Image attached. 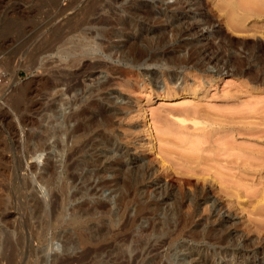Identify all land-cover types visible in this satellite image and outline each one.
<instances>
[{
    "label": "rangeland",
    "instance_id": "374dc122",
    "mask_svg": "<svg viewBox=\"0 0 264 264\" xmlns=\"http://www.w3.org/2000/svg\"><path fill=\"white\" fill-rule=\"evenodd\" d=\"M176 1L0 0V264H264V5L257 13L235 0L243 16L236 23L227 0ZM185 20L210 41L219 31L209 50L221 51L217 63L201 66L192 54L200 47L178 38ZM57 71L78 72L73 92L63 83L47 91L45 77ZM99 85L112 97L107 104L116 114L106 132L119 147L103 158L104 178L90 148L74 156L75 172L107 181L95 198L98 212L82 215L83 231L67 223L72 207L87 209L86 197L65 200L73 190L67 182L70 189L53 203L40 178L53 164L65 179L67 146L61 150L52 137L42 149L34 133L25 134L21 115L39 121L44 114L45 125L56 123L63 134L65 115ZM19 91L20 102L13 99ZM140 204L148 208L141 215Z\"/></svg>",
    "mask_w": 264,
    "mask_h": 264
},
{
    "label": "bare ground",
    "instance_id": "6f19581e",
    "mask_svg": "<svg viewBox=\"0 0 264 264\" xmlns=\"http://www.w3.org/2000/svg\"><path fill=\"white\" fill-rule=\"evenodd\" d=\"M178 1V0H177ZM176 1V2H177ZM225 1V0H224ZM238 1H241L242 3H240V4H243V3H246V2H250V7H251V5L253 6V5H255L254 6V9H256V6L257 5H260V6H263L264 5V0H238ZM254 2V3H253ZM185 3V2H184ZM183 3V4H184ZM225 3V6L226 7H229V9L231 10V21L232 22H236V23H240L241 21H242V15L240 14V15H238L236 12V10H237V8H236V1L235 0H227V1H225L224 2ZM188 4V3H187ZM218 4V3H217ZM220 4V3H219ZM238 4V3H237ZM171 5V4H170ZM173 5V4H172ZM178 5H180V4H178ZM222 5V4H221ZM244 5V4H243ZM246 5H247V3H246ZM183 6V5H182ZM181 6V7H182ZM224 5H223V7H225ZM176 7V6H175ZM178 7H180V6H178ZM225 7V8H226ZM246 7V6H245ZM259 7V6H258ZM169 8H171L170 6H169ZM224 8V9H225ZM242 8H244V7H242ZM247 8V7H246ZM249 8V7H248ZM252 8V7H251ZM251 8H250V10H251ZM263 8H264V6H263ZM65 9V8H64ZM168 9V8H167ZM173 9V8H172ZM175 9V8H174ZM173 9V10H174ZM177 9V8H176ZM223 9V8H222ZM241 9V8H240ZM245 9V8H244ZM258 9V8H257ZM256 9V10H257ZM259 9H260V7H259ZM262 9V8H261ZM170 10V9H169ZM228 10V9H227ZM253 10V9H252ZM229 11V10H228ZM227 11V12H228ZM249 11V10H248ZM258 11L259 10H257V13H258ZM236 13V14H235ZM239 13V12H238ZM251 13V12H250ZM243 14V13H242ZM259 15H260V17L263 15L264 16V13H262L261 14V12L260 13H258ZM255 15V14H254ZM229 17V16H228ZM260 17H258V18H260ZM229 18V19H230ZM208 19V18H207ZM244 19H245V16H244ZM243 19V20H244ZM264 19V18H263ZM262 19V20H263ZM186 21V20H185ZM188 21V23H187V26L185 27H182L180 30H179V32H178V38L180 39V40H182V41H185L186 39H192L191 40V42L190 43H186L187 45H190V47H200V48H195L194 49V51L192 52V54H193V56L195 57V59H197L196 60V62L198 63V64H201V66H208V65H210L211 64V62H212V60L214 61H216L215 63H217V61L220 59V57H221V54L222 53H217V54H212V55H210V53L211 52H209V50H211V48L214 46L213 45V41L212 40H214L215 41V39L217 38V36H219L218 35V30H215L214 31V38L210 41V40H208V36H205V37H200V35H199V28L198 27H200L198 24H195V22H189V20H187ZM186 21V22H187ZM190 21H191V19H190ZM206 21V20H205ZM209 21V20H208ZM185 22V23H186ZM216 22V21H215ZM204 23V22H203ZM65 24V23H64ZM200 24H202V23H200ZM179 25V24H178ZM253 25V24H252ZM262 25V24H261ZM264 25V24H263ZM234 26V25H233ZM238 26V25H237ZM240 26V25H239ZM235 27V26H234ZM250 27V26H249ZM93 28V27H92ZM240 28H242L241 26H240ZM253 28H255V27H253ZM7 29V28H6ZM73 29V28H72ZM71 29V30H72ZM238 29V28H237ZM70 30V31H71ZM81 30V29H80ZM262 30H264L263 28H262ZM76 31H78V30H76ZM86 32V31H85ZM259 33V32H258ZM177 34V33H176ZM248 35V34H247ZM64 36V35H63ZM82 37V36H81ZM189 37V38H188ZM89 38V37H88ZM219 38V37H218ZM71 40V39H70ZM205 40V43L204 44H202L201 46H197V45H199L198 43L200 42V41H204ZM85 41V40H84ZM187 41V40H186ZM229 41V40H228ZM221 42V41H220ZM101 44V43H100ZM216 44V43H215ZM217 46L218 45H220V44H216ZM38 46V45H37ZM222 46V45H221ZM223 47V46H222ZM45 48V47H44ZM217 48H219V46L217 47ZM221 48V47H220ZM223 48H225V47H223ZM227 48V47H226ZM47 49V48H46ZM230 49V48H229ZM221 50V49H220ZM33 51V50H32ZM40 52V51H39ZM45 51H43V53H44ZM190 52V51H189ZM213 52V51H212ZM223 52V51H222ZM235 52V51H234ZM37 54H39V53H37ZM41 54V53H40ZM234 54V53H233ZM235 54H237V53H235ZM34 55H36V54H34ZM227 55V54H226ZM38 55H36V57H37ZM145 56V55H144ZM223 56H225V55H223ZM192 57V56H191ZM238 58V57H237ZM249 59V58H248ZM247 59V60H248ZM134 60V59H133ZM138 60V59H137ZM136 60V61H137ZM224 60V59H223ZM232 60H233V58H232ZM235 60V59H234ZM240 60V59H239ZM238 61V60H237ZM242 61V60H241ZM26 62V61H25ZM244 62H245V60H244ZM31 63V62H30ZM33 63H35V62H33ZM87 61L84 63V64H86L87 65ZM138 63V62H137ZM231 63H232V61H231ZM237 63V62H236ZM247 63H248V61H247ZM247 63L245 64V65H247ZM36 64V63H35ZM101 64V62H99L98 61V64L97 65H100ZM135 64V63H134ZM263 64V63H262ZM34 65V64H33ZM82 65H83V63H82ZM224 65V64H223ZM241 65V64H240ZM243 65V64H242ZM244 65V66H245ZM32 66V65H31ZM84 66V65H83ZM215 66V65H214ZM229 66H231V65H229ZM261 65H259V67H260ZM263 66V65H262ZM1 67V66H0ZM232 67H233V64H232ZM231 67V68H232ZM264 67V66H263ZM227 68V67H226ZM237 68V67H236ZM244 68V67H243ZM242 68V69H243ZM262 68V67H261ZM73 70V69H72ZM79 70V69H78ZM236 70H238V69H236ZM241 70V69H240ZM244 70V69H243ZM261 70H264V69H261ZM68 72V71H67ZM72 72V71H71ZM262 72V71H261ZM53 73V72H52ZM82 74V73H81ZM50 76H52V77H54V82L53 83H51V81H50V79H49V77L50 76H47V77H45V82L43 83L44 85L45 84H48V83H50V84H48V87L47 88H50V89H48L47 91L48 92H57V91H55L56 89V86L57 87H59L58 85L59 84H61V83H63V84H65V86H66V89H65V92H66V94L67 93H69V92H73V89L78 85V82H79V78H78V72L76 71H74L73 73H66V72H61V71H57V73L56 74H49ZM93 75V73L91 74V75H87V76H92ZM80 77V76H79ZM41 79V78H40ZM42 80V79H41ZM78 81V82H77ZM37 83H39V82H37ZM41 85V86H43L44 87V85ZM101 85V84H100ZM98 86V88H96V90H94L95 92H96V97L94 98V96H95V93H93V94H91L92 92H94V91H90V90H87V92L85 93V98L84 99H82V104H79L78 106H77V108H73L70 112H69V114L68 115H65V119H66V121L69 123V127L66 129V131H64L63 132V134L65 135V137H66V139H64V138H62V136L61 135H63V134H61L60 133V130H58V128L57 127H55L54 125L56 124H52L51 122H48V123H46V125H45V122L47 121V120H49V119H47V117H46V115H44L43 114V117H40V120L39 121H36V120H34L33 118H31V117H27V116H25V115H21V125L24 127V128H26V130L24 131L25 132V134H27V132L29 133V132H32V133H34L35 135H36V137H38L37 139L41 142V143H39L40 145L39 146H41V148L43 149V148H46V146H45V140H47L48 138H52L53 137V139L55 138V144H56V146L57 147H60V149L61 150H63V148H65L66 146V151H67V153L65 154L66 155V161L64 160V170L65 171H67L66 172V174H65V179H64V177H63V179L64 180H62V179H58L57 177H58V175H56L55 176V174H54V172L56 171L55 169V165H49V169L47 170V171H43V173L44 174H42V173H40L41 175H40V178L44 181V183L48 186V188H49V190L50 191H52L51 192V200L53 201V203H56L58 200H60L61 199V197H63V195L64 194H66L65 193V191L67 190V188H69L68 187V184L69 183H72V185H73V190H72V192H71V194H70V196L68 195L67 197H65V200H66V198H74V197H76V196H78L79 194H80V196L82 195V196H85L86 197V199H85V201L87 202V209H85V210H82L81 212H79L81 209H84L85 207H86V205L84 206L83 204V206H84V208L82 207L81 209H80V207L79 206H77V208L76 207H72L71 208V210H70V213H69V216L70 217H68L69 219H68V223L67 224H78V228H80L81 227V225H82V223L83 222H88L86 219H87V217H85L84 218V216H82L83 215V213H85L86 215H92L93 213H97L98 212V210H99V207L101 206V203L102 202H99L98 200H96L95 198H97L98 196H100V194H101V192L103 191H105V190H102L103 189V187L106 185V179L105 180H99L98 179V181H95L94 179L92 180L91 179V177H90V175L92 176V174H90V175H88V176H86V174H84V175H81L78 171L77 172H75L73 169L75 168V167H77L78 168V165H79V163H78V160H74V156H75V154H78L79 152H81L82 153V151H80V150H84V149H86V147L87 148H90L89 149V151L90 150H92L94 153H92L91 155H94L95 153V156H93V157H95L96 158V162L98 161V164H101V166H100V168H97V170H95V172H96V175H98L99 173H100V176H98V178H100L101 176H102V174H104L105 172L104 171H106V169H107V167H104L103 165H104V163H103V158H106L105 156L107 155V153H110V152H112V150H117L118 149V147H119V145H118V143L117 142H113V141H111V137L108 135V133L106 132V130L108 129V127H110L111 125L109 124L110 122H109V120H110V118H113L114 117V115L116 114L115 113V109H114V107H112L113 105L111 104V105H108L107 103H111V98L112 97H110L109 96V93H107V92H105V90L103 91H99L98 89L101 87V86ZM103 86V85H102ZM79 87V86H78ZM94 87V86H93ZM37 88V87H36ZM46 88V89H47ZM26 89V88H25ZM92 89V88H91ZM100 89H102V87L100 88ZM2 90V89H1ZM98 91V92H97ZM1 92V91H0ZM23 91H19V92H17L16 93V95H14V97H13V99L15 100V101H17L18 100V102H20V100L23 98V93H22ZM51 92V93H52ZM64 92V93H65ZM100 92V93H99ZM4 93V92H3ZM26 93V92H25ZM84 93V92H83ZM94 95V96H93ZM49 96H50V94H49ZM83 96V95H82ZM111 96H113V95H111ZM4 97V96H3ZM48 97V96H47ZM81 97V96H80ZM25 98V97H24ZM81 99V98H80ZM111 99V100H110ZM114 99H115V97H114ZM23 100V99H22ZM75 101H76V98H75ZM122 101H125V100H122ZM5 102V101H4ZM113 102H114V100H113ZM22 103V102H21ZM20 103V104H21ZM78 103V102H77ZM124 103V102H123ZM17 105L19 104V103H16ZM41 104V103H40ZM72 105H74L73 103H72ZM76 105V104H75ZM115 105V104H114ZM14 106V105H13ZM71 106V105H70ZM12 107V106H11ZM40 107V106H39ZM15 108V107H14ZM198 108V107H197ZM42 109H45V108H42ZM47 109V108H46ZM45 109V110H46ZM13 110V109H12ZM31 110V109H30ZM44 110V111H45ZM200 112H201V110L200 109H198ZM198 110H196L195 112H196V116H201V113L198 111ZM202 110H204V109H202ZM16 111L17 112H19V113H21L20 112V107H19V105L16 107ZM29 110H27L26 112H28ZM44 111H42L43 113H44ZM117 111V110H116ZM186 111V110H185ZM24 112V111H23ZM41 112V113H42ZM203 112V111H202ZM207 112H209V111H207ZM30 113V112H29ZM28 113V114H29ZM40 113V114H41ZM115 113V114H114ZM211 113V112H210ZM209 113V114H210ZM26 114V113H25ZM114 114V115H113ZM182 114V113H181ZM1 115V114H0ZM39 115V114H38ZM179 115V114H178ZM205 115V114H204ZM112 116V117H111ZM205 116H207V115H205ZM214 116V115H213ZM218 116V115H217ZM118 117V116H117ZM176 117V116H175ZM190 117V116H189ZM228 117V116H227ZM224 118H226V117H224ZM216 120H217V123H218V121H220L221 119L220 118H215ZM220 119V120H219ZM228 119V118H227ZM52 120V119H51ZM174 120V119H173ZM180 120H182V119H180ZM179 120V121H180ZM216 120H215V124H216ZM65 121V122H66ZM166 121V120H165ZM183 121V120H182ZM185 121V120H184ZM230 121V120H229ZM213 122V121H212ZM211 122V123H212ZM223 122H226V121H223L222 120V122H220V123H222L221 125H223ZM232 121H230V123H231ZM234 122V121H233ZM1 123V122H0ZM167 123V122H166ZM177 123V122H176ZM175 123V124H176ZM180 123V122H179ZM198 122L197 121H194V124L196 125ZM219 123V124H220ZM229 123V124H230ZM52 124V125H51ZM112 124V123H111ZM174 124V125H175ZM187 124V123H186ZM232 124V123H231ZM93 125H94V127H93ZM97 125V126H96ZM110 125V126H109ZM178 125V124H177ZM182 125V124H181ZM185 125V124H184ZM225 125H227V123L225 124ZM224 125V126H225ZM233 125V124H232ZM96 126V127H95ZM176 126V125H175ZM180 126V125H179ZM193 126V125H192ZM229 126V125H228ZM228 126H227V128H228ZM231 126V125H230ZM229 126V127H230ZM19 127V126H18ZM184 126H182V128H183ZM196 126H194V128H195ZM188 128V127H187ZM186 128V129H187ZM193 128V127H192ZM205 128V127H204ZM232 128H233V126H232ZM110 130H111V128H109ZM108 129V130H109ZM191 129V128H190ZM197 129H198V127H197ZM219 129V128H218ZM217 129V130H218ZM221 129V128H220ZM219 129V130H220ZM223 129V128H222ZM235 129V128H234ZM242 129V128H241ZM107 130V131H108ZM216 130V129H215ZM215 131V132H219V130L218 131ZM224 130V129H223ZM225 130H227V129H225ZM224 130V131H225ZM228 130H232L231 128L229 129L228 128ZM226 131L227 133H229L230 131ZM236 130V129H235ZM238 130H240V129H238ZM62 131V130H61ZM113 131V130H112ZM194 131V130H193ZM195 131H196V128H195ZM222 131V130H221ZM241 131V130H240ZM245 131V130H244ZM110 132V131H109ZM208 132V131H207ZM223 132V131H222ZM221 132V133H222ZM233 132V131H232ZM23 133V132H22ZM31 133V134H32ZM225 133V132H224ZM214 134V133H213ZM231 134V133H230ZM220 135V134H219ZM27 136V135H26ZM30 135L28 134V136L27 137H29ZM34 136V135H33ZM112 136V135H111ZM64 137V136H63ZM219 137V136H218ZM228 137V136H227ZM258 137V136H257ZM64 140H66L67 142L66 143H64L65 141ZM38 141V142H39ZM195 143H197V141H195ZM200 143V142H199ZM54 144V145H55ZM66 144V145H65ZM202 144V143H201ZM193 145V144H192ZM227 146V145H226ZM153 147V146H152ZM229 147V146H228ZM27 148V147H26ZM121 148V147H120ZM194 148V147H193ZM58 149V148H57ZM59 149V150H60ZM152 149V148H151ZM197 149V148H196ZM207 149V148H206ZM224 149H226V148H224ZM153 150V149H152ZM79 151V152H78ZM88 151V152H89ZM166 152V151H165ZM168 152V151H167ZM35 153V152H34ZM162 153V152H161ZM32 154V153H31ZM84 154V153H83ZM113 154V153H112ZM116 154H119V153H116ZM170 154V153H169ZM230 154V153H229ZM87 155V154H86ZM91 155H88V156H91ZM108 155H110V154H108ZM194 155H195V153H194ZM197 155H198V157H199V154L197 153ZM196 155V156H197ZM108 157V156H107ZM168 157V156H167ZM90 158H92V157H90ZM89 158V159H90ZM200 158H201V156H200ZM109 159V158H108ZM195 159V158H194ZM194 159H192V160H194ZM84 160V159H83ZM94 160V159H93ZM92 160V161H93ZM164 160V159H163ZM192 160H188V162L190 161H192ZM89 161V160H88ZM91 161V160H90ZM91 161V162H92ZM187 161V160H186ZM94 162V161H93ZM95 162V163H96ZM123 162V161H122ZM192 163V162H191ZM195 163V162H194ZM127 165L126 163H123V165ZM200 164V163H199ZM228 164H230V163H228ZM233 164V163H232ZM264 163L262 162V165H263ZM255 165V164H254ZM191 166V165H190ZM260 166H261V164H260ZM80 167V166H79ZM94 167V166H93ZM96 167H98V166H95V168ZM229 167H230V165H229ZM111 168V167H110ZM118 168V167H117ZM109 169V168H108ZM94 170V169H93ZM92 170V171H93ZM112 171V170H111ZM118 171V170H117ZM94 172V173H95ZM89 173H92V172H88V174ZM93 173V175H95ZM98 173V174H97ZM107 174V173H106ZM146 174V173H145ZM106 176V175H105ZM104 176V177H105ZM60 177V176H59ZM103 177V176H102ZM101 177V178H102ZM103 177V178H104ZM107 177V176H106ZM62 178V177H61ZM82 178H85V180L84 181H82ZM120 179V178H119ZM122 179V178H121ZM140 180V179H139ZM80 181V182H79ZM82 181V182H81ZM109 181V180H108ZM115 181V180H114ZM67 182H69V183H67ZM111 183H112V181H111ZM122 183V182H121ZM115 184V183H114ZM149 184V183H148ZM157 184V183H156ZM163 185V184H162ZM119 186H120V184H119ZM147 186V185H146ZM136 187V186H135ZM148 187H150V186H148ZM153 187V186H152ZM163 187H164V185H163ZM232 187V186H231ZM106 188V187H105ZM104 188V189H105ZM112 188V187H111ZM111 188H109L108 187V189H111ZM140 188V187H139ZM160 188V187H159ZM165 188V187H164ZM179 188V187H178ZM200 188V187H199ZM223 188V187H222ZM70 189V188H69ZM118 189V188H117ZM145 189V188H144ZM148 189V188H147ZM154 189V188H153ZM221 189V188H220ZM107 190V189H106ZM115 190V189H114ZM162 190V189H161ZM163 190H165V189H163ZM167 190V189H166ZM229 190V189H228ZM142 191V190H141ZM146 191V190H145ZM158 192H159V190H158ZM165 192V191H164ZM166 193V192H165ZM233 193V192H232ZM140 194V193H139ZM146 194H148L147 192H146ZM159 194H161V193H159ZM62 195V196H61ZM162 195V194H161ZM160 195V196H161ZM164 195V194H163ZM147 196H149V195H147ZM146 196V197H147ZM152 196H153V194H152ZM155 196V195H154ZM159 196V195H158ZM169 196V195H168ZM178 196V195H177ZM190 196H191V194H190ZM141 197V196H140ZM144 197H145V195H144ZM145 197V198H146ZM192 197H193V195H192ZM192 197H190L191 199H192ZM144 198V199H145ZM148 198V197H147ZM176 198V197H175ZM194 198V197H193ZM195 198H198L197 196L195 197ZM200 198V197H199ZM37 199V198H36ZM62 200V199H61ZM64 200V199H63ZM69 200V199H68ZM71 200V199H70ZM69 200V201H70ZM74 200H75V198H74ZM74 200H71V201H74ZM84 200V199H83ZM148 199H146V201H147ZM150 200V199H149ZM148 200V201H149ZM151 200H152V202L154 203V205H156L155 203H157L158 202V198H151ZM151 200H150V202H151ZM204 200V199H203ZM85 201L83 202V201H81V202H83L84 204H85ZM141 201H142V199H141ZM145 201V200H144ZM143 201V202H144ZM145 201V202H146ZM192 201V200H191ZM39 202V201H38ZM109 202V201H108ZM140 202V201H139ZM163 202V201H162ZM187 202H188V200H187ZM204 202V201H203ZM212 202V201H211ZM51 203V202H50ZM75 203V202H74ZM147 203H149V202H147ZM146 203V204H147ZM57 204H59V202L57 203ZM60 204H61V202H60ZM139 203H137V205H138ZM144 204V203H143ZM191 204V203H190ZM55 205V204H54ZM75 205V204H74ZM77 205H78V203H77ZM131 205V204H130ZM133 205V204H132ZM153 205V206H154ZM163 205V204H162ZM63 206V205H62ZM106 206V205H105ZM147 206V205H146ZM145 205L144 206H142V204H140V206H138V207H136L137 209H138V211H139V215H141V212H142V210L145 208V211L148 209L147 207H146ZM148 206H150L149 204H148ZM152 206V205H151ZM161 206V205H160ZM212 206V205H211ZM215 206V205H214ZM213 206V207H214ZM60 207V206H59ZM144 207V208H143ZM158 207V206H157ZM212 207V208H213ZM110 208V207H109ZM125 208V207H124ZM147 208V209H146ZM130 209V208H129ZM134 209V208H133ZM136 209V210H137ZM215 209V208H214ZM124 210H127V209H124ZM149 210H151L150 208H149ZM149 210H148V212H149ZM154 209L152 208V210L151 211H153ZM155 210H156V208H155ZM154 210V211H155ZM60 211H62V210H60ZM68 211V210H67ZM153 211V212H154ZM157 211V210H156ZM63 212V211H62ZM93 212V213H92ZM148 212H146L147 214H149ZM145 212H144V214H146ZM135 214V213H134ZM143 213H142V216L144 215ZM155 214V213H154ZM63 215V214H62ZM88 215V216H89ZM123 215H124V213H123ZM128 215V214H127ZM171 215V214H170ZM4 216H8V214L7 215H4ZM58 216H60V213H59V215ZM138 216V215H137ZM146 216V215H145ZM154 216V215H153ZM198 216V215H197ZM229 216V215H228ZM61 217V216H60ZM140 217V216H139ZM152 217V216H151ZM154 217H157V216H154ZM163 217V216H162ZM63 218H65V217H63ZM125 218V217H124ZM142 218V217H141ZM146 219H144V220H147V216L145 217ZM61 219V218H60ZM127 219V218H126ZM157 219V218H156ZM161 219V218H160ZM93 220V219H92ZM128 220V219H127ZM126 220V221H127ZM131 220H133V219H130V221ZM151 220H152V218H151ZM150 220V221H151ZM60 221V220H59ZM58 221V222H59ZM138 221V220H137ZM148 221V220H147ZM153 221V220H152ZM156 221V220H155ZM64 222H66V220H64ZM125 222V221H124ZM129 222V221H128ZM158 222V221H157ZM160 222H162V221H160ZM60 223V222H59ZM109 223V222H108ZM119 223V222H118ZM165 223V222H164ZM164 223L162 224V225H164ZM167 223V222H166ZM70 224H69V226H70ZM115 224V223H114ZM155 224V223H154ZM158 224V223H157ZM161 224V223H160ZM180 224V223H179ZM179 224H178V226H179ZM66 225V224H65ZM84 226H85V224H83ZM87 225V224H86ZM124 225V224H123ZM123 225H116L115 227V229L117 230V231H120L121 229H124L125 227L123 226ZM159 225V224H158ZM157 225V226H158ZM175 225H177V224H175ZM183 225V224H182ZM68 226V227H69ZM153 226H155V225H152V229H153ZM166 226H167V224H166ZM177 226V227H178ZM73 227H76V225H74ZM73 227H72V229H73ZM100 227V226H99ZM113 227V226H112ZM122 227H124V228H122ZM127 227V226H126ZM163 227V226H162ZM181 227V226H180ZM180 227H178L179 228V231H180ZM185 227V226H184ZM87 228V227H86ZM89 228V227H88ZM87 228V229H88ZM168 228V227H167ZM173 228H176V227H173ZM186 228V227H185ZM185 228H183V231H184V229ZM189 228H190V226H189ZM188 228V229H189ZM197 228V227H196ZM70 229V228H69ZM80 229H82V228H80ZM91 229V228H90ZM114 229V230H115ZM130 229V228H129ZM154 229H156V228H154ZM158 229V228H157ZM193 229V228H192ZM205 229V228H204ZM220 229H221V227H220ZM76 230H78V229H76ZM83 231H84V228L82 229ZM125 230H127V229H125ZM161 230V229H160ZM162 230H163V228H162ZM166 230H168V229H166ZM170 230V229H169ZM168 230V231H169ZM174 230V229H173ZM172 230V228H171V230L170 231H173ZM186 230H187V228H186ZM200 230V229H199ZM202 230V229H201ZM215 230V229H214ZM213 230V231H214ZM216 230H219L218 228L216 229ZM215 230V231H216ZM81 231V230H80ZM82 231V232H83ZM175 231L176 232H174V234L175 233H177V232H179L178 231V229H175ZM182 231V232H183ZM204 231V230H203ZM214 231V232H215ZM161 232V231H160ZM181 231H180V233H182ZM184 232H187V231H184ZM193 232V231H192ZM218 232V231H217ZM188 233H191V232H188ZM219 233V232H218ZM217 234V233H216ZM164 236H165V234H163ZM167 236V235H166ZM221 236V235H220ZM171 237V235L169 236V238ZM219 237V236H218ZM174 238V237H173ZM87 240V239H86ZM166 240V239H165ZM167 242V241H166ZM139 243H140V241H139ZM150 243V242H149ZM168 243V242H167ZM66 244V243H65ZM161 244H162V242H161ZM163 244H164V242H163ZM140 250V249H139ZM153 250V249H152ZM148 251H149V249H148ZM151 253V252H150ZM179 253V252H178ZM139 254H142V252L141 253H139ZM147 254H149V253H147ZM159 254V253H158ZM186 254V253H185ZM181 255V254H180ZM182 257H183V255H182ZM192 257V256H191ZM195 257V256H194ZM137 258V257H136ZM178 258V257H177ZM184 258V257H183ZM230 258V257H229ZM235 259V258H234ZM237 259V258H236ZM191 260V259H190ZM189 260V261H190ZM196 260V259H195ZM182 261V260H181ZM231 261V260H230ZM160 263V262H159ZM193 263V262H192ZM195 263V262H194ZM193 263V264H194ZM199 263H200V260H199ZM197 264V263H196ZM202 264V263H201Z\"/></svg>",
    "mask_w": 264,
    "mask_h": 264
}]
</instances>
